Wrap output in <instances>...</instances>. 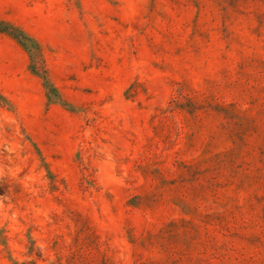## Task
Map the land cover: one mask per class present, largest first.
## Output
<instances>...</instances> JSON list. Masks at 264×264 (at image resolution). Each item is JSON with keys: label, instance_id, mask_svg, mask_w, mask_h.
Returning <instances> with one entry per match:
<instances>
[{"label": "rangeland", "instance_id": "obj_1", "mask_svg": "<svg viewBox=\"0 0 264 264\" xmlns=\"http://www.w3.org/2000/svg\"><path fill=\"white\" fill-rule=\"evenodd\" d=\"M0 264H264V0H0Z\"/></svg>", "mask_w": 264, "mask_h": 264}]
</instances>
